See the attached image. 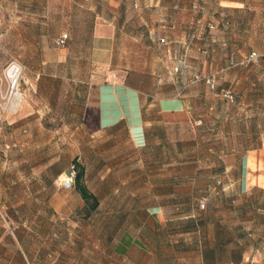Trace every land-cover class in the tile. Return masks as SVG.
<instances>
[{
    "label": "rangeland",
    "instance_id": "1",
    "mask_svg": "<svg viewBox=\"0 0 264 264\" xmlns=\"http://www.w3.org/2000/svg\"><path fill=\"white\" fill-rule=\"evenodd\" d=\"M115 1L0 0V244L5 257L16 256V236L37 245L46 237H35L31 229L52 226L57 232L54 247L64 253L65 264H126L125 257L110 249V208L117 203L109 199L111 192L127 186V179L136 193L142 154L123 129L102 140L81 138L71 120L76 91L86 85L79 79L94 69L85 9ZM217 3L200 1L212 21L203 29L192 23V43H182L179 49L191 57L202 49L212 51V75L193 72L189 81L195 82L191 78L196 73L201 75L198 80L212 76L214 87L195 109V121L150 130L145 161L149 157L152 202L162 199L170 208L163 224L151 219L149 264H200V259L210 264H264V195L256 203L246 202L238 186L242 151L264 145V0H235L233 4L242 7L230 12ZM15 17L19 25L9 21ZM63 31L71 38L65 46H56L54 40ZM10 61L23 68L20 95L15 97L2 78ZM70 94L76 96L73 102ZM52 161L82 165L89 190L108 196L104 211L85 216L74 209L61 218L36 215V209H48L41 202L39 180ZM251 172L252 181H258L262 171L257 161ZM70 197L73 201L74 193ZM126 221L120 219L114 238L124 229L141 238L139 219L133 218L131 227ZM102 234L107 237L103 247ZM137 257L141 263L142 255Z\"/></svg>",
    "mask_w": 264,
    "mask_h": 264
},
{
    "label": "crops",
    "instance_id": "2",
    "mask_svg": "<svg viewBox=\"0 0 264 264\" xmlns=\"http://www.w3.org/2000/svg\"><path fill=\"white\" fill-rule=\"evenodd\" d=\"M200 1L118 0L112 5H90L85 9V14L88 13L89 16L86 19L89 23V57L94 69L84 79H79L86 85L76 91L77 101L73 103L71 118L74 132L81 138L102 140L117 135V131L123 129L128 132L129 141L136 152L142 154L143 160L136 193L128 188L127 179V186L121 187L120 192L117 190L118 193L111 192L109 199L112 203H117L110 208V235L114 240L110 249L115 255L125 257L126 264L150 263L148 247L151 244V219L163 224L170 208L165 200L152 202L149 157L145 161V151L152 135L150 130L153 126L170 128L184 121H195V109L202 105L204 95L210 92L209 85L204 80L190 82L189 77L193 72L203 73L204 76L212 75V51L202 49L200 52L196 51L193 57L186 56L188 51L186 54L179 52L182 43H192L188 31L192 23L199 24L203 29L212 21ZM221 1L218 0L217 4L228 8V12L230 8L242 7L241 3L233 4L235 0H228V3ZM103 6H107L106 9ZM20 9H23L22 5ZM70 10L68 9L69 19L72 17ZM30 11L32 14L33 5H30ZM19 19L15 17L9 21L19 25ZM30 20L33 22V17ZM227 20L231 25V18L228 17ZM4 21L7 22V19ZM70 38L69 33L68 41ZM161 38L165 41L161 42ZM203 38L207 41V35ZM18 43L23 44V41ZM64 56L65 60L67 55ZM68 98L73 102L72 99H76V96L71 97L70 94ZM256 161L262 173L259 174L258 181L253 182L251 170ZM229 162L225 161L226 164ZM45 166L50 169L43 171L39 185L44 192L41 202H46L48 209L38 208L36 215L42 218H61L74 209L85 214L86 204L75 187L65 188L56 182V177L69 164L52 161ZM239 167L242 174L238 183L241 195L246 196V202H258L260 196L264 195V145L250 146L242 151ZM84 182L88 185L87 180ZM172 186L176 191V183ZM72 192L75 197L73 201L70 197ZM93 193L98 201L95 210L104 211V202L108 201V196ZM37 202L41 206L39 197ZM174 203L176 205V200ZM133 218L139 219L142 237L124 229L114 238L113 233L119 227L120 219H127L126 224L131 227L135 225ZM34 230L31 229V232L35 237L44 235L46 241L37 245L32 242L29 244L16 236V256H3L0 244V264H65L64 253L54 247L53 240L57 236L54 227ZM103 236L102 234V247L107 241V237ZM135 253L137 256L142 255L141 263ZM160 258L165 261L168 259L166 254H162ZM199 262L210 264L203 259ZM220 264H241V261L228 260Z\"/></svg>",
    "mask_w": 264,
    "mask_h": 264
},
{
    "label": "built area",
    "instance_id": "3",
    "mask_svg": "<svg viewBox=\"0 0 264 264\" xmlns=\"http://www.w3.org/2000/svg\"><path fill=\"white\" fill-rule=\"evenodd\" d=\"M69 39V33L67 31L61 32L54 40L56 46H65ZM161 42H164L165 39L161 38ZM23 68L21 64L17 61H10L3 70L2 78L6 82V84L10 88V96H18L20 95L19 92V85L22 78ZM201 78V75L194 74L191 78V81H196ZM205 82L209 85L210 88L214 87V78L212 76H208L205 78ZM76 178V167L74 163H71L68 168L60 173L56 177V182L58 185L70 188L73 187L75 184ZM203 206V203L200 204Z\"/></svg>",
    "mask_w": 264,
    "mask_h": 264
},
{
    "label": "trees",
    "instance_id": "4",
    "mask_svg": "<svg viewBox=\"0 0 264 264\" xmlns=\"http://www.w3.org/2000/svg\"><path fill=\"white\" fill-rule=\"evenodd\" d=\"M76 167V178H75V184L74 187L76 190L80 193L81 197L83 198L85 204H86V212L85 216L90 215L97 207L98 201L96 196L93 192L89 190L87 185L84 183V172L85 169L80 164H75Z\"/></svg>",
    "mask_w": 264,
    "mask_h": 264
}]
</instances>
